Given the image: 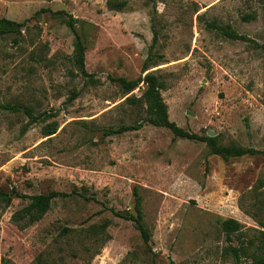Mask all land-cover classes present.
Returning a JSON list of instances; mask_svg holds the SVG:
<instances>
[{
    "label": "rangeland",
    "instance_id": "obj_1",
    "mask_svg": "<svg viewBox=\"0 0 264 264\" xmlns=\"http://www.w3.org/2000/svg\"><path fill=\"white\" fill-rule=\"evenodd\" d=\"M106 1L0 0V18L27 20L19 35L0 37V105L19 108L0 109V191L64 194L22 230L10 216L27 201H0V264H234L228 247L264 223L263 156L223 161L148 123L102 133L143 116L110 78L135 79L146 60L170 122L264 151V4L118 0L123 9L112 11ZM69 19L91 82L73 62ZM209 23L245 39L223 38ZM51 123L55 132L42 137ZM135 199L148 247L133 222L115 216L134 215ZM226 219L241 225L239 238L221 232Z\"/></svg>",
    "mask_w": 264,
    "mask_h": 264
},
{
    "label": "trees",
    "instance_id": "obj_2",
    "mask_svg": "<svg viewBox=\"0 0 264 264\" xmlns=\"http://www.w3.org/2000/svg\"><path fill=\"white\" fill-rule=\"evenodd\" d=\"M50 1V0H47ZM153 1V0H152ZM264 4V0H261ZM124 1L116 0H107L106 8L112 11H121L124 7ZM244 21L252 20L253 17L250 14H244L241 17ZM27 20H24L20 23L14 21L0 18V37L5 35H19L20 30L24 27V24ZM71 19L68 20L67 26L70 29L73 36V47H74V56L73 62L77 66L81 76L88 79L91 82L90 74L87 73L84 69L83 64V51L84 48L79 41V38L72 27ZM210 28L217 29L219 34L223 38L231 40H244L245 37L237 34L236 32L230 30L229 26H216L214 23H209ZM155 34H153V39ZM264 48V45H262ZM150 68V64L145 60L140 67V74L132 80H126L124 78H110L112 82H116L119 89L121 97H124L126 103L132 104L133 101L139 103L143 106V116L139 121L130 124L122 125L116 129H107L103 131L102 136L107 135H117L123 132L135 131L138 130L144 123H148L154 127L165 128L171 132L174 137L186 138L191 140H198L203 142L209 149L212 155L220 157L221 160L227 161L229 158H236L244 155H261L264 157V151H257L250 148H242L235 145L221 146L218 145L214 137L206 136H197L195 134L187 133L186 131L177 127L173 122H170L167 118L165 105L163 104L160 97V90L162 89V83L159 81L158 77L154 74L153 71H147ZM264 73V70H263ZM139 84L143 85V89L138 98H134L131 95H128L132 90L137 88ZM76 93L71 95V99L75 98ZM69 98V99H70ZM0 109L3 111L18 112V107L14 105L2 104ZM25 110V109H24ZM26 112V110H25ZM56 130L55 124H47L44 129H42V137H48L52 135ZM12 196L17 197L22 200H26L27 203L22 206L20 209L14 211L10 216V221L14 226L22 230L33 223L38 222L45 212L48 210L50 202L57 196H64L63 193L50 192L48 194H37V195H20L14 193L12 194L5 193L0 191V201L4 202L7 205ZM138 199L134 201V215H131L128 212L115 213V216L120 217L124 220L133 222L136 230L139 233L142 244L148 247L149 242V233L147 229L143 226L141 222V212L138 206ZM260 222V221H258ZM260 230H255L253 235L248 239H245L246 243L239 244L236 247H228L233 258L234 264H241L240 259H243L244 264H264V223L259 224ZM219 228L221 232L224 233L225 237L228 238L229 234H235L236 237H240L242 233L239 231L241 225L232 219H226L219 223ZM37 264H40L37 261Z\"/></svg>",
    "mask_w": 264,
    "mask_h": 264
},
{
    "label": "water",
    "instance_id": "obj_3",
    "mask_svg": "<svg viewBox=\"0 0 264 264\" xmlns=\"http://www.w3.org/2000/svg\"><path fill=\"white\" fill-rule=\"evenodd\" d=\"M207 136L212 137V134H207Z\"/></svg>",
    "mask_w": 264,
    "mask_h": 264
}]
</instances>
